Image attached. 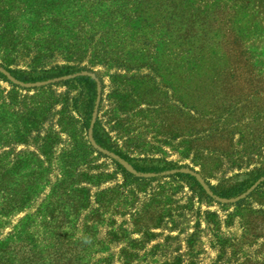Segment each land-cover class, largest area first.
I'll list each match as a JSON object with an SVG mask.
<instances>
[{"label":"rangeland","instance_id":"1","mask_svg":"<svg viewBox=\"0 0 264 264\" xmlns=\"http://www.w3.org/2000/svg\"><path fill=\"white\" fill-rule=\"evenodd\" d=\"M62 2L0 0V74L9 80L0 77V257L14 264H264V0H177V11L145 0L112 26L95 23L106 0H90L83 19L49 17ZM235 48L250 54L251 77H216L228 71L224 53ZM73 51L76 57L64 56ZM8 67L62 73L24 83ZM79 74L98 86L89 130L74 109L83 100ZM98 119L117 150L173 167L137 173L94 142ZM38 159L48 168L39 186ZM121 166L145 179H127ZM64 172L89 189L85 207L49 198ZM178 173L195 176L205 193ZM243 179L256 180L230 199L210 187Z\"/></svg>","mask_w":264,"mask_h":264},{"label":"trees","instance_id":"2","mask_svg":"<svg viewBox=\"0 0 264 264\" xmlns=\"http://www.w3.org/2000/svg\"><path fill=\"white\" fill-rule=\"evenodd\" d=\"M94 1L99 6H103V4H105L104 2H102L103 0H94ZM106 1L108 2L107 4L108 6L106 7L105 10H103L102 16H99L96 18L95 20L96 24H100L104 22L106 19L107 20L109 19L113 22V23L112 22L109 23L110 26H112L113 24H117L121 22L125 18V16H129V15L134 16L137 13L138 9L139 8L141 9V7L145 3V0H106ZM160 1L161 2L159 3L161 4V6L164 5L165 3L166 4L169 3V8H172L173 11H177L176 10V5H178L177 0H160ZM92 10H93L92 14L94 15H96V13L100 11L98 10V8H94V7H92ZM63 14L66 15L65 18L67 19L68 18L83 19L86 16H90V0H64V2H62V6L57 8V11H54L53 9L50 11L49 17H54L55 15L61 17ZM115 15H121L122 17L116 20ZM32 21L34 24H36L35 28L37 29L41 28L42 22L40 19H36ZM88 24H90V22ZM88 33H89L88 31L83 32L84 35ZM59 41H61V39ZM236 41L237 43L240 44L239 38H237ZM86 42L87 41H84L83 44H80L79 46H81V48L87 47L88 43ZM47 49L49 50V48ZM202 51H203L202 49H199L198 54H200ZM65 54H66L64 55L65 57L66 56L69 58L76 57L74 56L75 51L68 52V53L66 52ZM224 54L227 57V61L229 60L228 64H230V67L228 71H225V73L224 71H222L216 77L222 78V79L227 78L225 77L226 72L232 77L234 74H238V73H242L244 75H247L248 77H251L252 72L250 70H247V66L248 67L251 66V57L247 51H245L243 48L242 49L235 48L233 51H227ZM190 67H194V65ZM7 70L17 80L24 82V83H35L39 81H45L51 78L58 77L60 76L59 73H62L61 71L56 72V70L26 71V70L11 69L9 67L7 68ZM73 73H75L74 70H67L65 72V75L73 74ZM230 76L226 79L227 81H231V79H229ZM0 77H2L4 81L9 82V80H7V78L3 76L2 74H0ZM74 80L81 86L82 95H83L82 103H79L78 102L79 100L77 98L74 100V109L79 115H81L83 119L84 129L89 130L91 127V118H92L93 110L95 108V102L98 96L97 82L89 74H79L78 76H76ZM70 120H71V124L74 125L73 122L75 119L73 116L71 117ZM36 123L33 124L34 127H38L36 126L37 125ZM92 135H93L94 142L98 146L108 149L110 151H114L115 153L120 155L122 158L128 161V163L132 166V168L137 173H141V174L159 173V172H162L166 169L173 167V166H170L169 164L167 165L163 164L162 161L155 160V159L138 158V157L133 158L127 155L126 153L117 150L115 146L112 144L110 137L107 135L105 130L101 127L99 119L97 120L96 123L94 122L92 126ZM48 138L49 139L52 138L51 145L53 146V143H54L53 136L50 135V137ZM38 161H41V160L38 159ZM34 167H36L37 170L34 171L36 178L33 181V185L39 186L41 184V176L46 174V172H48V168L44 167L42 161L40 162V164ZM122 169L127 179L133 178L134 181H142L145 179V178L135 177L134 174L130 173L128 170H126V168L122 167ZM7 177H9L10 180L14 179L12 175H9ZM68 177L69 176L67 175V172H64L61 175V178L57 180V184L54 185V187L52 188V193L49 198L56 199V200L58 199V201L65 200L68 203V205L70 204V206L75 207V208L85 207L86 206L85 203L88 202V200H90L89 189L79 188L78 184L70 183L67 180L69 179ZM176 177H178L179 179L191 185L193 189H195L196 191L205 193L206 190L204 186L200 183V181L195 176H192L191 174L178 173L176 174ZM255 180L256 179H253L251 181L250 179H243V180H237L236 182L222 184L220 186H210V187L215 194L223 198L230 199V198L238 197L239 195L244 193L248 188L252 186ZM36 190L37 189L34 187V191ZM84 191L87 192V194L85 193V198L84 200H82V195L80 194L82 193L84 194ZM98 204L101 205L99 201H98ZM0 251H3V250L0 249ZM0 258L4 259L5 257L2 256ZM7 261L8 262H6V260L4 259L3 264H14L12 262V257L10 256L7 257Z\"/></svg>","mask_w":264,"mask_h":264}]
</instances>
